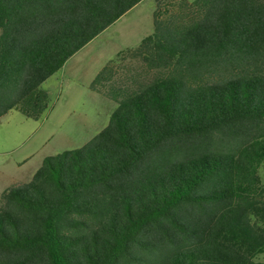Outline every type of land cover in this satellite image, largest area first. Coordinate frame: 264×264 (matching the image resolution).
Wrapping results in <instances>:
<instances>
[{
    "label": "trees",
    "instance_id": "trees-1",
    "mask_svg": "<svg viewBox=\"0 0 264 264\" xmlns=\"http://www.w3.org/2000/svg\"><path fill=\"white\" fill-rule=\"evenodd\" d=\"M144 0H0V119ZM133 60L166 72L115 87ZM108 86V87H107ZM90 89L118 106L0 204V264H264V0H157Z\"/></svg>",
    "mask_w": 264,
    "mask_h": 264
},
{
    "label": "rangeland",
    "instance_id": "rangeland-1",
    "mask_svg": "<svg viewBox=\"0 0 264 264\" xmlns=\"http://www.w3.org/2000/svg\"><path fill=\"white\" fill-rule=\"evenodd\" d=\"M156 9L157 0L142 1L47 80L40 88L49 94V107L41 118L12 110L0 119V204L4 193L29 182L46 158L82 148L108 125L118 104L90 86L109 61L152 35ZM116 72L115 87L124 90L166 73L133 60L120 62ZM260 176L264 183V167ZM256 261L264 263V254Z\"/></svg>",
    "mask_w": 264,
    "mask_h": 264
},
{
    "label": "crops",
    "instance_id": "crops-1",
    "mask_svg": "<svg viewBox=\"0 0 264 264\" xmlns=\"http://www.w3.org/2000/svg\"><path fill=\"white\" fill-rule=\"evenodd\" d=\"M192 1H194V0H191L190 2H192Z\"/></svg>",
    "mask_w": 264,
    "mask_h": 264
}]
</instances>
